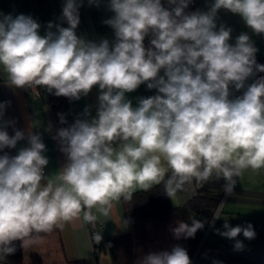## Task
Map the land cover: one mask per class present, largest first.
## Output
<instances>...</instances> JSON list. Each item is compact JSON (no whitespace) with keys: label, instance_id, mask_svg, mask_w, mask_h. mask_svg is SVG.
Listing matches in <instances>:
<instances>
[{"label":"clouds","instance_id":"clouds-1","mask_svg":"<svg viewBox=\"0 0 264 264\" xmlns=\"http://www.w3.org/2000/svg\"><path fill=\"white\" fill-rule=\"evenodd\" d=\"M99 6L100 0H88ZM193 0H108L113 15L104 21L115 40L98 43L77 35L82 0H64L61 24L40 23L32 16L0 13V69L14 88L33 85L69 100L98 87L95 117L76 118L57 130L65 165L53 176L39 133L15 128L5 120L10 102L0 103V257L16 251L34 233L50 232L79 217L95 224L96 210L107 217L115 202L130 201L135 190L163 185L171 197L193 181L223 179L231 195L246 170L264 169V64L242 32L230 43L232 29L217 27L218 11L239 15L256 35L264 34V0H213L207 11L186 12ZM53 29H55L53 31ZM150 37L149 46L145 39ZM142 84L156 94L133 106L127 93ZM232 89L242 95L232 98ZM66 124L64 114H58ZM13 128L10 135L8 128ZM27 140L15 155V149ZM47 181L42 185V181ZM224 203L213 213L221 218ZM205 222L177 221L174 237L194 238ZM222 237L234 250L256 233L251 223L235 227L225 219ZM95 242L102 240L101 233ZM137 264H192L180 244L149 252ZM213 264H221L213 261Z\"/></svg>","mask_w":264,"mask_h":264},{"label":"crops","instance_id":"crops-1","mask_svg":"<svg viewBox=\"0 0 264 264\" xmlns=\"http://www.w3.org/2000/svg\"><path fill=\"white\" fill-rule=\"evenodd\" d=\"M212 2L213 0H201L200 10L207 11ZM63 4L64 0H0V13L13 16L30 15L40 23V34L44 35L48 22L67 27L66 22L61 20ZM162 4L169 7L167 0H162ZM79 14L80 24L76 29L78 36L97 43L102 39H108L110 44L114 42L113 29L104 23L113 15L108 8V0H100L98 7L90 5L88 0H82ZM216 23L217 27L223 24L232 29L230 40L232 44L242 32L247 33L258 49L256 60L264 57V34H254L239 15L221 9L218 11ZM257 78H259L258 73L255 77L249 78L246 85ZM6 81V73L0 69V103L10 102L4 119L14 120L15 128L25 132L31 125L32 131L40 134L47 149L44 154L49 160L44 172L46 176H54L65 165L66 157L60 151L58 141L54 139L59 127L48 104L47 92H43L42 98L38 99L30 89L10 87ZM242 92L243 90L237 92L232 89V98L242 95ZM98 95L99 89L94 87L88 96H82L78 101L72 100L70 106L74 121L76 118H85L83 116L85 108L90 112L88 118L95 117ZM126 95L133 106H136L138 98L151 96V91L147 89L146 84H142L136 91ZM7 130L10 135L14 134L12 127ZM26 146L27 140H23L18 142L15 149L4 151L15 155L21 147ZM46 183V180L42 181V185ZM137 191L141 190L137 189L134 193ZM196 194L197 188L193 181L191 184H186L183 190L169 197V200L172 207H179L185 205ZM92 211L101 223L100 233L103 242L108 243L112 238L132 232L130 213L126 210L123 199L114 203L107 217L101 216L95 209ZM173 218L178 220L176 216ZM225 219L233 227L248 223L253 225L256 233L254 239H245L243 234L237 237L245 245L243 251H235L234 240L216 233V229L224 230ZM156 225V222L148 223V238L139 245L140 256L147 251L145 248L148 249L147 245L153 241ZM36 235L27 240L24 246L21 242L24 264H114L108 252L102 251L100 255L96 253L90 223L83 220V213L64 222L62 227ZM188 254L191 261L193 260L192 264H213V261H219L221 264H264V169L259 171L249 169L242 173L237 179L233 193L227 195L224 200L221 218L215 220L214 224L211 223L194 256L190 251ZM0 264L7 263L0 262Z\"/></svg>","mask_w":264,"mask_h":264},{"label":"trees","instance_id":"trees-1","mask_svg":"<svg viewBox=\"0 0 264 264\" xmlns=\"http://www.w3.org/2000/svg\"><path fill=\"white\" fill-rule=\"evenodd\" d=\"M257 62L264 64V57L257 59ZM258 75L259 77L264 76V73H258ZM220 183L222 182L220 180L216 181V179L203 184L195 182L197 194L185 205L179 207H172L169 196L166 194L162 184L152 187L149 191L141 190L133 193L130 201L124 200L126 210L130 213L132 232L128 235L112 238L106 243V248L102 251H106L111 255L114 264H137L140 258V253H137L139 245L148 238V223L157 222L164 224L173 219L174 216L178 218V221L190 223L191 218L194 216L195 219L205 222L204 228L198 230L194 238H181L180 241L181 246L194 256L195 251L203 241L207 229L211 225L213 213L223 200L225 192L221 188ZM37 235L35 233L32 237ZM21 242L19 240L15 241L16 251L7 257H0V262L24 264Z\"/></svg>","mask_w":264,"mask_h":264},{"label":"built area","instance_id":"built-area-1","mask_svg":"<svg viewBox=\"0 0 264 264\" xmlns=\"http://www.w3.org/2000/svg\"><path fill=\"white\" fill-rule=\"evenodd\" d=\"M201 0H193V2L189 5L188 9H186V12H193L196 10H200L199 4H200ZM149 42H150V37H147L144 41L145 43V47L149 46ZM147 87V86H146ZM28 89H30V91L39 99L42 98V93L43 92H47V90L45 88L39 87V86H31L28 87ZM149 90V89H148ZM151 91V96L156 94V90H150ZM48 104L51 106V109L53 111V115H54V119L56 121V124L58 125L59 128L61 127H67L70 124H72L74 122L73 116H72V112H71V102L72 100H69L66 97H57L54 94H50L48 93ZM64 114L65 119L67 121L66 124H61L59 121V115L58 114ZM100 228H101V223L96 220L94 226L93 224H90V230L92 232V237L93 239L95 238V235L97 233H100ZM94 244H95V249H96V253H100L102 250H104L106 248V243L103 242L101 240L100 243H96L95 239H94Z\"/></svg>","mask_w":264,"mask_h":264},{"label":"rangeland","instance_id":"rangeland-1","mask_svg":"<svg viewBox=\"0 0 264 264\" xmlns=\"http://www.w3.org/2000/svg\"><path fill=\"white\" fill-rule=\"evenodd\" d=\"M219 180L222 182V183H220V185H221V188L223 189V185H224L225 181L222 178ZM226 196H227V194L225 193L223 200H222L223 203H224ZM177 221L178 220H175L173 218L169 222L164 223V224L156 222L157 225L155 227V236L153 237V241L149 245H147L148 249L145 248V250H147V251L145 253H143L142 256L149 253V252H158L161 250H170L176 244L181 245V243H178L179 241H181V239H179L178 242H176L177 239L174 237V235L171 231V229H173L174 227L177 226ZM152 233H153V231H152ZM137 253H139V250ZM142 256H140V257H142ZM191 262H193V260Z\"/></svg>","mask_w":264,"mask_h":264}]
</instances>
